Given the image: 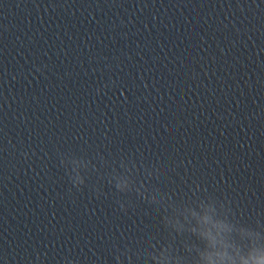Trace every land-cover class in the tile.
Returning <instances> with one entry per match:
<instances>
[{
	"label": "clouds",
	"instance_id": "clouds-1",
	"mask_svg": "<svg viewBox=\"0 0 264 264\" xmlns=\"http://www.w3.org/2000/svg\"><path fill=\"white\" fill-rule=\"evenodd\" d=\"M122 166L126 174L115 177V187L121 192L135 191L148 203L162 208L165 213L163 223L170 238L159 248L151 244V250L144 248L133 253L131 248L127 249L121 255L128 264H133V254L142 264H148V260L154 264H264V244L237 238L229 224L241 220L223 202L212 196L198 197L195 192V198L174 201L167 193L154 187L148 188L143 182L135 187L137 181L132 169ZM73 183L77 186L84 183L78 172ZM257 225H260L259 221ZM251 235L258 237L259 232L253 231ZM177 237L182 238L185 255L179 254V249L174 247ZM121 255H117L116 260L124 264Z\"/></svg>",
	"mask_w": 264,
	"mask_h": 264
}]
</instances>
